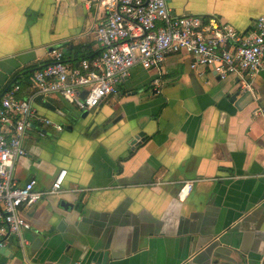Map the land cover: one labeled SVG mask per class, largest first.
I'll use <instances>...</instances> for the list:
<instances>
[{"label": "crops", "instance_id": "1", "mask_svg": "<svg viewBox=\"0 0 264 264\" xmlns=\"http://www.w3.org/2000/svg\"><path fill=\"white\" fill-rule=\"evenodd\" d=\"M168 7L240 34L264 16V0ZM101 20L97 0H0V98L12 85L31 95L50 48L71 66L98 56ZM191 61L169 57L163 74L134 67L83 119L57 96L34 100L15 178L47 190L66 176L60 196L22 210L30 230L22 245L7 240L0 264H264V62L251 95ZM185 181L197 182L180 202Z\"/></svg>", "mask_w": 264, "mask_h": 264}, {"label": "built area", "instance_id": "2", "mask_svg": "<svg viewBox=\"0 0 264 264\" xmlns=\"http://www.w3.org/2000/svg\"><path fill=\"white\" fill-rule=\"evenodd\" d=\"M170 1L97 0L102 14V24L94 33L98 56L71 66L59 49L50 48V61L33 73L31 95L20 98L19 85H12L2 95L0 249L11 237L22 245V234L30 230L22 214L24 208L62 193L65 170L47 190H38L34 179L22 183L15 178L18 160L27 156L23 139L33 122L32 105L36 98L57 96L79 112H92L109 96H118L120 84L134 67L163 74L169 57L183 55L191 58V70L209 71L222 81L234 79L242 94H253V79L264 62V16L256 20L252 31L240 34L214 16L174 15L168 7ZM154 83L158 86L159 79ZM260 113L256 110L254 115ZM196 182L182 183L178 201L189 197Z\"/></svg>", "mask_w": 264, "mask_h": 264}, {"label": "water", "instance_id": "3", "mask_svg": "<svg viewBox=\"0 0 264 264\" xmlns=\"http://www.w3.org/2000/svg\"><path fill=\"white\" fill-rule=\"evenodd\" d=\"M95 111V110H94ZM73 112H74V114L76 115V117H78V118H85L89 113H91V112H79V111H77V110H73ZM93 112V111H92ZM61 130V129H60ZM69 130H71L72 131V128L70 127V129ZM63 171V170H62ZM61 173V171L58 173V175L56 176V177H58L59 176V174ZM56 179V178H55ZM54 179V180H55ZM53 183V182H52ZM63 184H64V182H63ZM62 187H63V185H62ZM58 196H60V195H57V196H50V197H58ZM0 250H2V249H0ZM105 262V258L103 259V263L102 264H105L104 263Z\"/></svg>", "mask_w": 264, "mask_h": 264}, {"label": "trees", "instance_id": "4", "mask_svg": "<svg viewBox=\"0 0 264 264\" xmlns=\"http://www.w3.org/2000/svg\"><path fill=\"white\" fill-rule=\"evenodd\" d=\"M81 50H82V48H80ZM81 52V51H80ZM83 59H87V60H90L91 58H93V57H87V56H83L82 57Z\"/></svg>", "mask_w": 264, "mask_h": 264}, {"label": "rangeland", "instance_id": "5", "mask_svg": "<svg viewBox=\"0 0 264 264\" xmlns=\"http://www.w3.org/2000/svg\"><path fill=\"white\" fill-rule=\"evenodd\" d=\"M173 14H175V13H173ZM89 116L91 117L92 116V113H89ZM40 142H42V141H40Z\"/></svg>", "mask_w": 264, "mask_h": 264}]
</instances>
